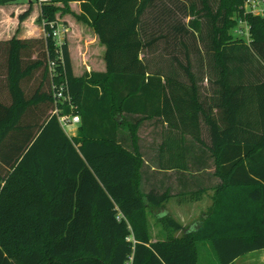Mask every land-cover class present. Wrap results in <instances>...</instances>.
<instances>
[{
    "label": "trees",
    "instance_id": "obj_1",
    "mask_svg": "<svg viewBox=\"0 0 264 264\" xmlns=\"http://www.w3.org/2000/svg\"><path fill=\"white\" fill-rule=\"evenodd\" d=\"M37 1L43 34L0 40V85L9 96L0 97V264H198L202 242L218 264H229L264 249L263 18L242 15V0H217L215 9L208 0H198L200 8L189 3L186 24L174 14L184 0ZM31 10L30 2L17 23ZM57 12L86 23L103 45L104 70L80 76L71 70L67 41L60 46L63 63L55 64L52 79L66 82L74 105L63 104L62 112L80 120L71 137L50 113L47 59L55 45L47 22ZM150 12L154 22L171 19L165 42L181 46L183 59L173 54L156 69L145 61L143 51L166 35L146 34ZM237 16L248 24L247 40L229 31ZM200 18L209 22L212 53V61L198 66L211 65L202 76L188 52L200 43ZM34 45L42 53L31 58ZM35 72L39 86L27 94L22 84ZM144 123L160 125L153 161L172 170L180 187L140 188L146 172L136 130ZM203 168H213L216 180L206 214L192 229L162 214L170 233L151 241L147 207L202 192V183L189 185ZM177 230L180 235L171 233Z\"/></svg>",
    "mask_w": 264,
    "mask_h": 264
},
{
    "label": "crops",
    "instance_id": "obj_2",
    "mask_svg": "<svg viewBox=\"0 0 264 264\" xmlns=\"http://www.w3.org/2000/svg\"><path fill=\"white\" fill-rule=\"evenodd\" d=\"M31 2V13L22 21L17 23V14L25 10L28 4ZM69 8H71L74 12H79L78 2L71 1L69 2ZM40 8L37 0H17L14 3H7L0 5V40L6 39L8 37L3 36V33L9 28L17 29L19 27L20 34L17 37L21 38H34L41 34V29L38 25L34 23V18L39 14ZM62 21H65L69 25V33L68 37H70L75 42H84L86 45L84 46L85 50L81 56L78 57V62H76V67L74 66V62L72 60V56L70 55V46H69V38L67 39V48H68V55L70 56L71 62V70L74 75L80 76L83 74V71H103L104 70V61L102 58L103 53V45L98 42L94 33L90 29V27L86 23H81L75 20L71 13H65L61 17ZM9 20L11 25H7L5 22ZM82 48V46L80 47ZM81 53V49L79 51ZM31 57V56H30ZM34 58V57H31ZM75 68V69H74ZM34 77V76H33ZM30 80H33L34 78ZM39 78L37 79L35 86L32 89V92L35 90V87L39 85ZM2 86V85H1ZM3 91L7 97V101H9V96L5 86L3 85ZM76 128L70 126V134L69 137L74 136L76 133ZM63 130V129H62ZM64 131V130H63ZM65 133V131H64ZM66 135V133H65ZM67 136V135H66ZM68 137V136H67ZM157 141V140H156ZM158 142V141H157ZM155 140H150V146L141 145L140 151L142 152V160H143V170H145L146 174L142 178V187L144 190L155 186L156 188L162 190L166 187H171L176 189L180 187L179 182L175 179V176L172 175V170L167 169L166 171H161L155 166V162L153 161L154 156L157 154ZM213 168H203L198 173L200 175L196 176L195 172L194 175L191 177L193 184L189 185V187L195 188V186L200 185L202 183L205 186L203 191L206 197L209 199L210 204L212 203V187L215 184L216 180L211 175ZM170 173V174H169ZM186 178L190 179L189 173L186 172ZM195 176L198 177V180L195 179ZM196 193H184L183 195H170L168 199L164 201V208L161 213L162 214H171L174 217V214L179 217L178 220L176 217L175 219L181 224L184 225V220L192 213H194L198 206L200 205L196 201L190 203L186 199H189L188 196H193ZM171 202V205L169 204ZM209 204V205H210ZM179 215V216H178ZM182 215V216H181ZM196 223L190 224L186 226V229H192L196 226ZM155 240V239H153ZM151 239V241H153ZM229 264H264V249H257L251 250V252H247L235 257Z\"/></svg>",
    "mask_w": 264,
    "mask_h": 264
},
{
    "label": "rangeland",
    "instance_id": "obj_3",
    "mask_svg": "<svg viewBox=\"0 0 264 264\" xmlns=\"http://www.w3.org/2000/svg\"><path fill=\"white\" fill-rule=\"evenodd\" d=\"M216 1L217 0H208V3H210V6L215 9L216 7ZM189 3H193L195 4L196 8H200L201 7V3L198 0H184V7L178 5V9H176L174 11L175 17L178 20V22L180 23H187L191 17L190 15L186 16L187 13V6L189 5ZM242 5V4H241ZM241 5L239 6V8L241 7ZM152 15V13H148V16L144 17V21L145 23L143 24V29L145 30L146 34L148 35H152L155 36L157 34H166L165 37H163L162 39L157 40L155 43L151 44L146 50L143 51V53L145 54L144 59L149 60V65L156 69V68H160L164 65H166V63L170 60V56L173 54H176L177 56H179L180 58H182V50L183 48L177 44H173L171 42L167 43L165 42V39H170L169 35H172L173 33L170 31L169 29V25L171 23V19L170 20H165L166 17H164L162 19V23H160V21L154 22L152 21V18L150 17ZM233 15V14H232ZM235 15V14H234ZM63 15L60 13H56L55 15V19L58 22H61L65 25H67V32L65 34L64 37V41H70L69 42V46H70V55L72 56V60L74 62V66L76 67V62H78V57L77 56H81L85 50L84 46L86 45L83 41L80 42H75L74 40H72L70 37L67 38L68 33H69V25L67 23H65V21H62L61 17ZM73 16V15H72ZM237 18V17H235ZM201 22H202V27H201V33H200V43H198V46H196L195 48V52L193 51V46L189 45V49L188 52H190V61L192 64V67L196 69V72L202 76V75H206L207 73L212 72V68L211 65H209V67L207 68H203L200 70V68L198 67L200 64L208 63V60L210 59L212 61V53L210 52V48H209V22L207 19L205 18H200ZM7 25H11V22L9 20H6L5 22ZM34 23L36 25H38L41 29V34L39 36H41L43 34V21H37L34 18ZM160 23V25H159ZM145 27V28H144ZM19 27H17V29H13V28H9V30L5 31L3 33V36L9 37L11 35H18L21 32L19 31ZM233 27L231 29H229V31L233 34L232 32ZM169 34V35H168ZM37 36V37H39ZM182 38V37H181ZM68 39V40H67ZM187 41V37L184 38ZM183 39V40H184ZM176 42V41H175ZM197 45V44H196ZM82 46V48H80ZM81 49V53L79 52ZM198 51V52H197ZM242 53L243 51L240 50ZM42 53V47L36 48V46H32V49L30 50V56L34 57L36 54L38 56H41ZM76 53L78 54L76 56ZM201 54V55H199ZM1 59V58H0ZM183 59V58H182ZM1 61V60H0ZM210 61V62H211ZM74 68V69H75ZM0 73H2V70L0 71ZM38 73L35 72L34 75V79L33 80H27L23 82V88L26 91L27 94L32 92L33 87L35 86V83L38 79ZM202 86H203V92L202 94L205 96L208 95L207 93L209 92L210 88L208 84H206L205 79L202 80L201 82ZM3 86L0 85V97L3 98V100H7L5 91H3ZM152 123L148 124V123H144L142 124L137 130H136V135L139 136V147L141 145H146V146H150V140H155V142H159L160 140V125L157 126H152ZM66 132H69V129H65ZM157 140V141H156ZM142 180H140V188H142ZM205 191H202L200 193H196L193 194V196H188L189 199H186L187 201H190V203L193 202H197L200 205L198 206L197 210L192 213L190 216H188L187 218H185L184 220V225L182 226L183 229H185L186 226L196 223L198 224V222L201 220V217H203L206 214V211H208L209 207H210V201L209 199L206 197V195L204 194ZM171 205V202L169 203ZM210 204V205H209ZM172 206V205H171ZM164 208V204L160 205V206H152V207H147L146 209V215H147V225H148V232H150V240L152 239H162L164 237H166L170 231H166L163 227V225L161 224V222L159 221V217L162 216L161 213L163 211ZM166 215H170L175 221L178 222L179 217H177L174 214V217L169 213ZM179 216V215H178ZM182 216V215H181ZM175 217L178 219L176 220ZM179 223V222H178ZM173 233V235H180L181 231L177 230V231H173L171 232ZM198 264H218L213 248L206 242H202L198 244V260H197Z\"/></svg>",
    "mask_w": 264,
    "mask_h": 264
},
{
    "label": "built area",
    "instance_id": "obj_4",
    "mask_svg": "<svg viewBox=\"0 0 264 264\" xmlns=\"http://www.w3.org/2000/svg\"><path fill=\"white\" fill-rule=\"evenodd\" d=\"M242 15L244 13H250L256 16H260L264 20V0H242V5L240 7ZM236 24L233 27V34L237 37H241L245 40L248 39V24L246 20L237 16ZM49 27V32L47 35L51 37L54 41L55 45V56L54 58L47 59V73L51 77L49 89H51V97H52V109L50 110L51 114L56 116L57 121L59 122L61 128L65 131V129H69L70 126L77 127L79 123L78 115L72 112L65 113L62 112V105H68L71 109L74 107L73 104L70 103V95L68 93V88L66 86V82L62 81H54L52 77L56 74L54 71V66L57 63H63V56H61V44L64 42V37L67 32V25L58 22L55 18L49 20L47 22ZM66 135L69 137L70 131L66 132Z\"/></svg>",
    "mask_w": 264,
    "mask_h": 264
}]
</instances>
